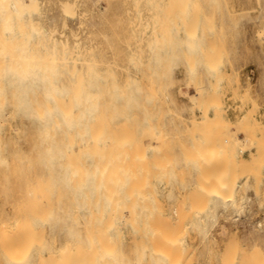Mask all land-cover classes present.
Returning <instances> with one entry per match:
<instances>
[{"label":"rangeland","instance_id":"374dc122","mask_svg":"<svg viewBox=\"0 0 264 264\" xmlns=\"http://www.w3.org/2000/svg\"><path fill=\"white\" fill-rule=\"evenodd\" d=\"M38 1L40 9L30 16L55 40L79 47L102 80L119 87L131 84L127 98L133 95L129 104L136 108L130 107V116L147 124L138 131L146 139L138 145L145 156L137 178L146 183L140 234L147 225L171 227L172 239L179 242L180 237L191 247L189 264H264V0ZM65 3L72 5L68 13L73 16L63 12ZM187 4L195 9L181 17L179 7ZM8 97L0 103L7 112L0 115L5 119L0 121V157L16 156L18 166L6 178L0 159L2 215L38 170L31 146L36 123L29 108L34 102ZM9 101L17 108L21 104L23 113ZM120 228V245L127 250L131 232L125 224ZM37 229H43L46 244L40 248L34 236L25 241L21 257L28 264H39L37 247L59 246L67 232L65 220L56 214L34 223ZM141 243L145 251V237ZM155 263L153 257L143 260Z\"/></svg>","mask_w":264,"mask_h":264},{"label":"bare ground","instance_id":"6f19581e","mask_svg":"<svg viewBox=\"0 0 264 264\" xmlns=\"http://www.w3.org/2000/svg\"><path fill=\"white\" fill-rule=\"evenodd\" d=\"M179 8L180 15L186 17L195 9L191 4ZM39 9L38 0H0V103L8 96L22 97L25 103L26 99L34 102L33 108L32 104L29 108L33 110L31 114L36 123L35 141L31 146L35 149L38 165L34 180L25 184L19 198L9 202L8 213L0 214V264H25L27 258L21 257L22 248L28 247L25 241L34 236L40 248L45 243L44 228L34 231V223L46 221L54 214L65 220L66 236L62 235L64 240H60L59 246L51 247L47 243L48 249L37 247L38 250L34 244L35 247L31 246L38 252L39 264H143L148 257H153L155 264H189L187 261L193 258L191 247L180 242V235L179 242L172 239L171 227L158 229L147 225L142 228V234L137 229L142 188L146 184L137 178L140 173L137 165L145 156L138 153V145L146 141L138 131L145 129L147 124L137 118L134 119L139 121L135 122L130 116V109L136 108L129 104L133 95L127 98L126 88L131 84L128 87L123 83L124 86L119 87L97 76L96 67L91 63L89 66L90 61L86 63L87 58L79 47L55 40L40 22L31 18L30 15ZM62 9L67 14L73 11L69 3ZM129 56L131 59V54ZM109 75L114 76L113 73ZM126 78L124 82L129 80ZM7 86L13 88L10 90ZM135 86L140 90L138 84ZM21 107L20 104L17 111ZM2 110L0 115L6 112L5 106ZM25 112L29 114V110ZM145 116L148 119L147 113ZM3 119L0 121L4 122ZM1 149L0 139V156ZM0 159L4 177L14 176L18 166L16 156ZM19 159L21 161L20 156ZM47 224L50 226L49 222ZM121 224L128 226L131 232L127 250L120 245ZM143 237L147 243L145 251L141 243Z\"/></svg>","mask_w":264,"mask_h":264}]
</instances>
